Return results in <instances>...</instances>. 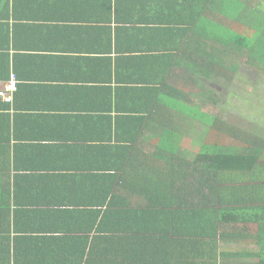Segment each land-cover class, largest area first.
<instances>
[{
	"label": "crops",
	"instance_id": "1",
	"mask_svg": "<svg viewBox=\"0 0 264 264\" xmlns=\"http://www.w3.org/2000/svg\"><path fill=\"white\" fill-rule=\"evenodd\" d=\"M244 2L0 0V92L11 99L0 96V185L13 194L2 201L0 264L15 263L25 233L21 253L27 238L42 245L33 261L121 257L122 218L161 208L172 174L199 154L188 146L227 122L201 117L215 118L204 104L220 112L225 97L209 82L247 62L213 65L211 33L235 21V33L260 32L254 18L242 25Z\"/></svg>",
	"mask_w": 264,
	"mask_h": 264
},
{
	"label": "trees",
	"instance_id": "2",
	"mask_svg": "<svg viewBox=\"0 0 264 264\" xmlns=\"http://www.w3.org/2000/svg\"><path fill=\"white\" fill-rule=\"evenodd\" d=\"M250 2L255 5L247 4L239 19L246 26L254 18L255 24L251 25L261 26L260 32L235 33L239 31L236 21V29L212 32L213 65L235 61L236 69L232 62L228 64V70L235 72L239 61L253 65L251 62L255 60L264 72V10L260 13L256 9L260 6L256 0ZM206 22L200 17L199 29ZM210 24L211 21L205 32L211 28ZM201 117L209 119L210 123L216 119L207 115ZM235 126L231 121L218 122L200 136L201 143L190 144L188 147L199 149L196 153L199 154L189 160L186 170L172 174L171 185L162 197L164 205L161 208L153 205L158 209L133 211L128 219L124 216L122 221L126 226L113 237L121 257L103 258L97 264H251L252 260L264 264V137ZM7 130L9 132V128ZM229 138L236 144H228ZM17 154L13 155L15 161ZM169 167L173 171L172 165ZM4 168L0 167V171ZM11 195L9 185H0V217L7 212L2 208L5 204L2 201ZM190 199H193L192 204ZM115 214L123 216L120 212ZM108 216H113V212ZM250 226H256V230ZM40 229L44 231L42 225ZM45 235L46 232L44 241L48 243ZM25 238L26 233L18 239L15 250L18 259H14V264H75L66 261L65 254L51 261L46 252V263L33 261L32 256L43 251L39 250L42 245L38 239L27 238L29 249L21 253V242ZM253 245L258 249H251ZM2 247L3 241L0 249Z\"/></svg>",
	"mask_w": 264,
	"mask_h": 264
},
{
	"label": "rangeland",
	"instance_id": "3",
	"mask_svg": "<svg viewBox=\"0 0 264 264\" xmlns=\"http://www.w3.org/2000/svg\"><path fill=\"white\" fill-rule=\"evenodd\" d=\"M247 2L248 0H245L244 3H241L243 7L247 6ZM251 63L253 65L247 63V65L241 66L239 72L236 75H231L228 80L218 77L213 82H209L211 83L209 86L210 90L218 91L225 96L220 99V112L217 107L204 105L206 113L214 115L217 120L222 118L223 120L231 121L233 126L238 125L241 130L247 132L255 131V134L264 137V72L261 71L260 64L255 60ZM240 71L243 73L238 75ZM206 85L207 83H198L197 86L201 95L207 94V92H202L201 90L202 86L206 90ZM201 100L199 97V101ZM212 101L215 104L218 102L217 99ZM212 110L214 111L212 112ZM226 110L230 114H223ZM229 140L228 144H236L233 138H229ZM163 211L166 212L165 207ZM251 229L256 230V227H251ZM250 248L258 249L256 245L250 246ZM257 262L258 260H252L253 264Z\"/></svg>",
	"mask_w": 264,
	"mask_h": 264
},
{
	"label": "built area",
	"instance_id": "4",
	"mask_svg": "<svg viewBox=\"0 0 264 264\" xmlns=\"http://www.w3.org/2000/svg\"><path fill=\"white\" fill-rule=\"evenodd\" d=\"M0 96L5 100V101H7V102H11L10 100V97L9 96H7V95H5V94H3L2 92H0Z\"/></svg>",
	"mask_w": 264,
	"mask_h": 264
}]
</instances>
